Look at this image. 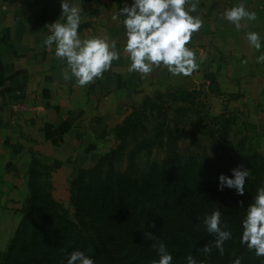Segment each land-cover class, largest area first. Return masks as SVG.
I'll use <instances>...</instances> for the list:
<instances>
[{"label": "crops", "instance_id": "1", "mask_svg": "<svg viewBox=\"0 0 264 264\" xmlns=\"http://www.w3.org/2000/svg\"><path fill=\"white\" fill-rule=\"evenodd\" d=\"M81 9V38L107 37L120 59L80 87L65 80L66 61L49 49L46 25L61 17L62 0H0V242L7 243L22 219L29 197L34 159L52 173L53 196L69 198L70 183L115 145V130L154 92L206 88L213 102L239 115L255 133L264 153V0H199L203 21L186 47L197 57L190 76H173L161 65L146 75L129 71L124 52L126 29L119 11L133 0H70ZM244 3L257 19L241 28L223 18L225 10ZM186 8L188 5L185 6ZM261 37L258 51L248 32ZM16 106L23 110L16 112Z\"/></svg>", "mask_w": 264, "mask_h": 264}, {"label": "trees", "instance_id": "2", "mask_svg": "<svg viewBox=\"0 0 264 264\" xmlns=\"http://www.w3.org/2000/svg\"><path fill=\"white\" fill-rule=\"evenodd\" d=\"M130 117L115 130L117 139ZM220 143L213 141L215 157L210 163L198 162L195 155L183 162L173 151L149 166L148 172L139 170L135 160L124 171L117 170L113 161L118 153L111 151L91 167L80 169L71 181L73 214L54 201L51 170L34 159L29 172L30 194L22 209L24 212L26 207V212L8 261L67 264L68 256L79 250L95 264H152L158 259L152 245L163 242L173 257L172 264H186L189 254L198 264H232L238 257L242 264H264V258L241 243L242 221L249 206L244 195L219 188V176L231 178L232 169L241 164L249 166L257 185H264V155L251 142L249 153L228 151ZM216 209L232 233L223 245V255L215 247L208 254L201 251L214 239L203 219ZM148 232L155 239H147Z\"/></svg>", "mask_w": 264, "mask_h": 264}, {"label": "clouds", "instance_id": "3", "mask_svg": "<svg viewBox=\"0 0 264 264\" xmlns=\"http://www.w3.org/2000/svg\"><path fill=\"white\" fill-rule=\"evenodd\" d=\"M188 5L186 8L185 6ZM199 0H133L131 6L125 4L119 11L123 17L126 29V44L124 52L131 64L129 71L146 75L153 70V66L161 65L173 76L185 77L192 75L198 68L195 52L186 47L194 32H198L203 21L196 13ZM61 17L54 23L46 25L50 33L44 38V45L49 49L55 45V55L66 61L62 72L65 80L75 78L76 84L84 87L102 77L114 60L120 59L115 42L109 43L107 37L92 36L81 38L78 29L81 24V9L70 0H62ZM223 18L235 25L239 30L241 21L247 19L255 21V12L246 9L244 3H239L225 10ZM247 40L256 50L262 47L261 37L256 32H248ZM257 63L264 64V53L257 57ZM249 170L243 165L232 169V177L221 174L219 188L235 189L238 195L245 193V183ZM241 206L243 201L239 202ZM222 212L218 209L203 219V226L214 239L206 243L201 251L211 253L212 248L224 254V243L231 238V231L222 224ZM155 227V225H153ZM241 243L254 251L257 257L264 258V185L257 189L253 202L246 210L242 221ZM147 239H155L146 233ZM157 251L158 259L152 264H172L173 257L163 242L152 245ZM186 264H198L196 258L189 254L185 257ZM67 264H95L83 251H73L67 258ZM232 264H242V258H236Z\"/></svg>", "mask_w": 264, "mask_h": 264}, {"label": "rangeland", "instance_id": "4", "mask_svg": "<svg viewBox=\"0 0 264 264\" xmlns=\"http://www.w3.org/2000/svg\"><path fill=\"white\" fill-rule=\"evenodd\" d=\"M129 116L130 122L122 131L121 138H116L115 145L108 152L117 150L113 164L120 171L135 160L139 170L148 172L149 166L160 163L173 151L178 152L183 162L195 155L198 162L210 163L215 157L214 140L220 141L222 147H228V151L238 149L240 153H249L247 145L250 142L257 148L254 130L241 116L219 104L215 105L213 95L206 88L154 92ZM245 167L249 176L244 199L250 205L260 186L255 183L249 166ZM50 177L52 179V173ZM51 196L64 210L74 213L70 204L71 189L69 198L59 202L53 196L52 185ZM25 212L26 207L21 222ZM17 228L7 243L0 242V264H11L8 261L9 250L16 238ZM16 253L22 255L21 252Z\"/></svg>", "mask_w": 264, "mask_h": 264}, {"label": "built area", "instance_id": "5", "mask_svg": "<svg viewBox=\"0 0 264 264\" xmlns=\"http://www.w3.org/2000/svg\"><path fill=\"white\" fill-rule=\"evenodd\" d=\"M16 112L22 111L23 107L22 106H16L14 109Z\"/></svg>", "mask_w": 264, "mask_h": 264}]
</instances>
